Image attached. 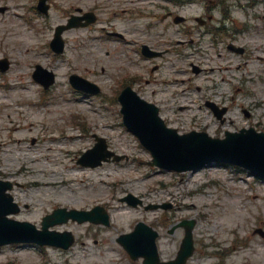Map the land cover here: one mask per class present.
<instances>
[{"label":"rangeland","instance_id":"rangeland-1","mask_svg":"<svg viewBox=\"0 0 264 264\" xmlns=\"http://www.w3.org/2000/svg\"><path fill=\"white\" fill-rule=\"evenodd\" d=\"M143 1L148 0H48L49 13L42 15L34 10L37 0H0L6 7L0 11V58L10 60L0 72V142H6L0 144V177L14 182L11 193L21 205L11 217L39 228L43 215L56 207L101 205L109 215L108 225L68 220L50 227L72 232L75 240L67 249L0 246V264H142L116 240L138 221L158 232L159 255L170 259L183 237V227H176L183 220L194 221L195 249L188 264H264V236L258 230L264 231V179L220 163L184 173L149 165V151L123 125L114 99L123 82L131 83L181 134L196 130L223 137L225 130L249 126L264 131V0ZM76 7L94 11L97 20L65 30L64 51L55 54L48 45L54 27ZM168 11L186 16V22L164 19ZM208 14L212 20L200 26L195 17ZM213 26L227 33L217 34V42ZM113 30L124 38L107 35ZM232 38L244 53L227 49ZM142 43L163 54L143 59ZM36 63L55 73L47 89L32 78ZM71 73L97 83L102 93L75 90L68 82ZM207 101L227 107L224 121ZM93 134L123 158L96 167L78 163L93 146ZM32 179L65 185L39 189L27 183ZM128 193L142 204H128ZM117 206L132 213L126 228L114 226Z\"/></svg>","mask_w":264,"mask_h":264},{"label":"water","instance_id":"water-1","mask_svg":"<svg viewBox=\"0 0 264 264\" xmlns=\"http://www.w3.org/2000/svg\"><path fill=\"white\" fill-rule=\"evenodd\" d=\"M45 0H40L38 8L44 12L47 10ZM79 18L72 16L66 26H58L52 46L57 51L63 47L60 33L64 28L78 24ZM56 47H55V46ZM0 69L8 67L6 59L0 60ZM34 77L41 81L45 87L53 82V74L42 70L37 66ZM71 82L78 88L89 92H98V87L76 75L70 77ZM122 105L124 123L135 132L141 142L153 155V163L162 167L176 170L194 169L211 160L226 161L240 164L264 177V133L254 129H242L240 132H227L223 139L211 138L205 132L192 131L184 135H177L174 129L167 128L158 116L157 108L140 98L129 87H126L119 96ZM223 108L218 115L220 116ZM167 138V139H166ZM98 142L94 149L99 148V155L92 165L107 159L113 153L106 150L104 139L97 138ZM181 142L183 148L176 146ZM93 149V150H94ZM12 184L9 181L0 180V245L13 241H37L39 243H51L68 247L73 241L69 232L59 233L49 231L48 226L54 223L73 218L78 221L90 220L94 222L108 223V216L100 207L91 211H76L57 209L51 215L43 218L42 229L37 230L28 222H20L7 217L8 213L17 212L19 207L12 201V196L6 193ZM130 203L135 204L138 200L128 198ZM193 223L186 227L185 237L174 260L167 262L159 261L155 237L157 233L142 222L138 223L133 232L121 235L119 242L134 258L144 257L145 264H184L187 257L193 251L191 228Z\"/></svg>","mask_w":264,"mask_h":264},{"label":"bare ground","instance_id":"bare-ground-1","mask_svg":"<svg viewBox=\"0 0 264 264\" xmlns=\"http://www.w3.org/2000/svg\"><path fill=\"white\" fill-rule=\"evenodd\" d=\"M30 118L31 119H36L37 118V115L34 114ZM29 125L31 126L30 130H33L34 129V123L31 121L29 123ZM14 127L17 130H22V128H23L21 125H18V124H14ZM69 137H71L70 134H69ZM52 138L54 139L55 136H52ZM0 144L2 146H4L6 144V142L5 141L4 142H0ZM59 144H61V145L64 146V142H61ZM35 157H36V155H33V158H35ZM44 168H45V166H44ZM21 171L22 172H27L28 171V168L26 166H21ZM77 172H79V171H77ZM27 183H29V185L31 184V185H34V186H38L39 189L46 188V186H53L54 188L55 187L60 188L61 186L65 185L64 180L62 182H60V183H56V182L39 180V179H32L31 181H29ZM63 200L65 201V199H63ZM192 204H194V203H192ZM131 218H132L131 211L124 209L122 206L121 207L117 206L116 213L113 216V219L115 220V225L114 226L115 227H118V228H123V227L126 228L128 222H129V220H131ZM164 249H165L164 250L165 252H168L169 251L168 248H164Z\"/></svg>","mask_w":264,"mask_h":264}]
</instances>
